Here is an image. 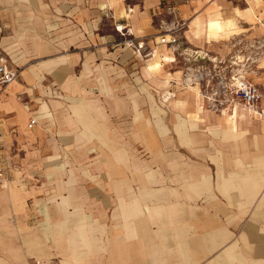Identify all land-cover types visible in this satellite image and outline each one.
I'll list each match as a JSON object with an SVG mask.
<instances>
[{"label":"crops","instance_id":"obj_1","mask_svg":"<svg viewBox=\"0 0 264 264\" xmlns=\"http://www.w3.org/2000/svg\"><path fill=\"white\" fill-rule=\"evenodd\" d=\"M164 1L0 0L21 69L0 93V264H264V0ZM160 23L183 24L176 48L150 42ZM193 51L257 85V111L206 107Z\"/></svg>","mask_w":264,"mask_h":264},{"label":"built area","instance_id":"obj_2","mask_svg":"<svg viewBox=\"0 0 264 264\" xmlns=\"http://www.w3.org/2000/svg\"><path fill=\"white\" fill-rule=\"evenodd\" d=\"M163 9L166 14L172 15L174 13L171 0L164 1ZM182 26L183 24H180L173 29H169L165 35L160 36L159 43L175 47L178 44V32ZM129 43L131 46L133 45V41H129ZM190 58L198 62L197 76L202 87L200 95L203 102L207 103L209 109L221 111L227 105L239 103L250 112L257 111V106L263 96L257 85L244 79L232 68H226L223 66V61L211 58L207 53L193 51L189 55ZM18 76L19 70L12 68L8 64L7 58L4 55H0V93L15 82ZM35 123V119H31L28 128L31 129ZM8 173V168L0 156V187H5L9 184Z\"/></svg>","mask_w":264,"mask_h":264},{"label":"rangeland","instance_id":"obj_3","mask_svg":"<svg viewBox=\"0 0 264 264\" xmlns=\"http://www.w3.org/2000/svg\"><path fill=\"white\" fill-rule=\"evenodd\" d=\"M178 25H175L174 27H177ZM169 31V29H167V26L165 25V23H160V27H159V32L157 33V34H155V35H153V36H151V37H149V40H150V42H154V43H159V38H157V37H160V36H162V35H165L166 34V32H168ZM179 33V32H178ZM168 37V36H167ZM157 38V39H156ZM168 39V38H167ZM155 40V41H154ZM129 41H133V37H130V36H128V35H125V33H117L115 36H114V38H113V42L114 43H112V45L113 44H116V46H122V47H127V43L129 42ZM142 42H136V41H133V45L131 46V48H133L134 50H136V48H140V46H139V44H141ZM178 45V44H177ZM177 45H175V48H176V46ZM168 46H172V45H168ZM176 50V49H175ZM37 62H39V61H33V62H31V63H29V65H31V64H34V63H37ZM179 64L185 69V70H187V71H190L191 69H193L194 70V72H195V80H194V82L192 83V85L194 84L195 86H197L198 88H199V93H200V91L202 90L201 88V84L199 83V79H198V76H197V72H198V69H197V66H198V62L197 61H195L194 59H188L186 62L185 61H180L179 62ZM130 68V66L128 67V69ZM21 70V69H20ZM20 70H19V72H20ZM155 74V73H154ZM136 75V74H135ZM133 74H130L129 75V73L128 72H126V74H125V76H123L122 77V80L127 84V85H129V83H133ZM143 79V78H142ZM160 80L162 79V78H159ZM145 80V79H144ZM50 82V83H49ZM154 83V82H153ZM253 83V82H252ZM45 85H47V87L48 86H50V87H52L53 89L52 90H56L57 89V85H56V83H55V81L53 80V79H51L50 77L48 78V81H47V79H46V82H45ZM139 85V84H138ZM155 87L157 86V88H158V85H157V82L156 83H154L153 84ZM193 85V86H194ZM140 86V85H139ZM160 89V88H159ZM154 90V89H153ZM55 91H52V93H54ZM201 94V93H200ZM122 95V97L123 98H126L127 99V101L129 100L128 99V97H127V94L126 93H122L121 94ZM163 95H165V94H161V93H159V92H156V91H154V93H153V98H152V102H153V104H154V106H155V108L158 106V107H161V108H163L162 110H164V105H163V103L164 102H167L168 101V99L167 100H165L164 101V99H162L163 97ZM54 96H56V95H54V94H52V95H49V97H54ZM141 96H145L146 97V95L145 94H141ZM166 96V98H168L169 97V95H165ZM161 101H163V102H161ZM205 104V106L207 107V103H204ZM162 110H159V112H160V115H163L165 112H163ZM159 129V127H157V126H155V130H158ZM127 134V133H126ZM93 154H95V153H93ZM65 159V158H64Z\"/></svg>","mask_w":264,"mask_h":264},{"label":"bare ground","instance_id":"obj_4","mask_svg":"<svg viewBox=\"0 0 264 264\" xmlns=\"http://www.w3.org/2000/svg\"><path fill=\"white\" fill-rule=\"evenodd\" d=\"M167 36H168V35H167ZM157 38H160V37H157ZM10 86H11V85H10ZM10 86H9V87H10ZM9 87H8V89H9ZM8 89H7V91H8ZM235 104H236V103H235ZM23 109H25V107H23ZM24 111H26V110H24Z\"/></svg>","mask_w":264,"mask_h":264}]
</instances>
